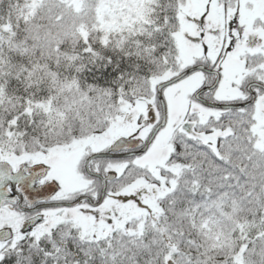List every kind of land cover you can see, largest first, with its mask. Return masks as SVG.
<instances>
[{
  "label": "snow or ice",
  "instance_id": "snow-or-ice-1",
  "mask_svg": "<svg viewBox=\"0 0 264 264\" xmlns=\"http://www.w3.org/2000/svg\"><path fill=\"white\" fill-rule=\"evenodd\" d=\"M0 264H264V0H0Z\"/></svg>",
  "mask_w": 264,
  "mask_h": 264
}]
</instances>
